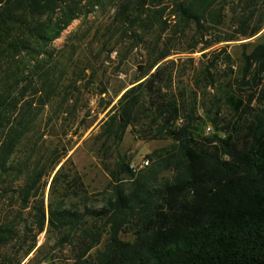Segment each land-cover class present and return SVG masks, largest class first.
Instances as JSON below:
<instances>
[{
  "label": "rangeland",
  "instance_id": "obj_1",
  "mask_svg": "<svg viewBox=\"0 0 264 264\" xmlns=\"http://www.w3.org/2000/svg\"><path fill=\"white\" fill-rule=\"evenodd\" d=\"M70 1H79L80 14L58 38L39 44L35 25L53 22L57 11L41 15L34 12L32 0H0L2 109L11 119L35 118L10 157L12 169L1 176L0 216L12 217L19 211L22 219L21 239L4 248L0 264H13V258L19 264H77L89 229L101 233V243L88 252L94 257L111 234L106 218L84 216L78 224L57 229L48 226V208L66 207L79 214L86 208H102L116 188L128 193L139 180L156 193L173 181L180 156V140L166 130L186 128L221 148L228 134L243 136L246 125L264 112V70L254 63L248 67L244 59L264 43V0H221L222 25L203 27L173 14V0H145L139 10L148 22L140 26L136 0H94V7L86 0ZM258 25L261 28L250 35ZM146 38L159 39L170 50L157 65L165 64L159 74L165 79L163 92L180 111L166 123L167 113L160 114L150 102L149 107L144 104L139 119L118 139L117 125L111 129L105 122L146 66L142 41ZM217 38L230 40L205 48ZM230 95L243 101L238 111L227 101ZM63 148L66 156L60 164L69 160L83 188L65 191L61 177L51 184L57 166L35 185L39 190L22 208L18 191L26 170H48ZM42 209L44 228L36 234ZM135 221L136 214L128 218L119 239L134 240ZM34 237L35 247L23 258Z\"/></svg>",
  "mask_w": 264,
  "mask_h": 264
},
{
  "label": "trees",
  "instance_id": "obj_2",
  "mask_svg": "<svg viewBox=\"0 0 264 264\" xmlns=\"http://www.w3.org/2000/svg\"><path fill=\"white\" fill-rule=\"evenodd\" d=\"M86 1L91 6L96 5L94 0ZM144 3L145 0H136L135 17L139 26L144 25L140 22H148L139 10ZM31 4L37 14L57 11L53 22L35 25L36 42L39 44H48L58 38L81 12L79 1L32 0ZM172 7V13L188 24L203 27L206 23H223L225 4L221 0H173ZM260 25L250 35L255 34ZM224 40L230 38H217L205 48ZM142 41L146 49V66L137 77V83L119 98L117 111L105 122L111 129L117 125L115 135L118 139L128 124L139 119V110L144 104L149 107L150 102L160 114L167 113L166 123L180 111L178 103L163 92L165 79L159 74L165 64L157 65L170 54V50L160 45L156 38ZM244 59L248 67L254 63L259 70H264V43L244 54ZM152 68L154 70L149 74ZM138 89L142 90L130 95ZM227 101L235 111L243 106V101L232 95L227 97ZM2 107L3 102L0 101V184L3 182L2 173L12 169L10 157L15 147L26 137L35 121L29 115L11 119ZM166 132L180 140V156L175 163L177 174L172 182L162 185L156 193L143 180H139L128 193L116 188L115 196L109 199L107 206L86 208L82 214L66 207H50L48 226L62 229L78 224L84 216L105 217L110 223L111 234L94 257L88 252L101 243V233L87 230L88 241L77 264H264V112L246 125L243 136H238L237 132L228 134L221 140V148L206 139L200 140L186 128ZM65 156L66 148H63L48 170H26L24 184L18 191L22 208L39 190L35 185H39L42 178L57 166L51 184L61 177L65 191L83 188L81 178L69 160L60 164ZM16 173H23L21 167L16 169ZM134 214V240L119 239V230ZM20 219L19 211L12 217L0 216V256L6 246L21 239ZM43 228L42 209L36 234ZM35 244L34 237L23 251V258ZM11 263L19 264L20 260L13 258Z\"/></svg>",
  "mask_w": 264,
  "mask_h": 264
},
{
  "label": "built area",
  "instance_id": "obj_3",
  "mask_svg": "<svg viewBox=\"0 0 264 264\" xmlns=\"http://www.w3.org/2000/svg\"><path fill=\"white\" fill-rule=\"evenodd\" d=\"M147 162H145V164H146Z\"/></svg>",
  "mask_w": 264,
  "mask_h": 264
}]
</instances>
